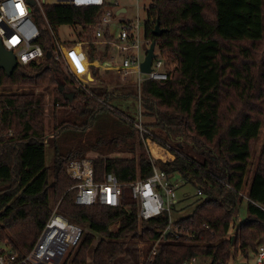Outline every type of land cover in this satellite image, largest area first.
Instances as JSON below:
<instances>
[{
    "label": "trees",
    "instance_id": "1",
    "mask_svg": "<svg viewBox=\"0 0 264 264\" xmlns=\"http://www.w3.org/2000/svg\"><path fill=\"white\" fill-rule=\"evenodd\" d=\"M44 9L55 32L65 24L83 27L76 42L88 44L93 82L87 88L76 86L65 64L55 59L52 31L34 12L41 29L37 43L44 55L19 63L11 76L0 69V87L42 88L0 94L4 108L0 130L13 131V137L0 140V244L30 250L38 231L34 228L30 242L20 243L18 237L33 225L41 230L56 205L83 228L79 245L70 249L63 264H116L135 239L150 243L143 264H181L194 257L211 264L250 259L264 243V143L250 174L264 123V0H153L145 38L156 41L166 56L170 77L144 80L140 94L132 88L133 92L120 96H140L142 115L151 118L145 125L177 146L173 161L158 160L160 169L170 179L180 175L201 190L192 213L174 222L192 228L194 239L165 237L167 211L148 220L139 217L129 184L149 177L152 161L135 126L107 105L115 93L109 88L111 81L100 74L99 64L112 40L106 33L101 45L89 27L97 23L102 9L64 4H48ZM157 22L164 30L161 36L153 34ZM48 88L54 90L52 132ZM126 88L130 87L119 82L115 89ZM71 92L72 100L65 97ZM102 112L119 117L129 128L118 127L117 120L106 116L111 122L104 121L106 129L98 132L103 135L97 136V144L74 142L73 131L88 129ZM47 146L53 148L54 173ZM89 149L99 150L91 158L95 179L102 181L105 173L112 172L124 184L120 206L75 203L76 181L68 175L67 165L86 158ZM244 201L246 215L237 223ZM205 223L209 228L203 227ZM157 241V253L150 260Z\"/></svg>",
    "mask_w": 264,
    "mask_h": 264
},
{
    "label": "built area",
    "instance_id": "2",
    "mask_svg": "<svg viewBox=\"0 0 264 264\" xmlns=\"http://www.w3.org/2000/svg\"><path fill=\"white\" fill-rule=\"evenodd\" d=\"M33 1L34 4L31 5L29 0H0V39L7 49L15 53L18 63L26 64L44 55V50L37 43L41 37V29L34 18L33 14L35 12L44 19L45 25L52 31L56 40L55 59L65 64L70 75L72 74L74 78L79 80L78 85L80 87L87 88L90 83L87 76L90 73V65L93 64L89 60L88 53L83 49L81 43L65 45L61 42L48 21L44 6L48 4L74 5L77 7L96 6L100 7L102 11L97 23L89 27L93 28L94 36L102 43H104L105 35L108 33L111 37L110 40H112L109 42L111 49L123 54L122 62L116 69L122 78L128 79L129 76L136 75L139 94L144 80L166 81L169 79V66L166 64V56L160 53L157 45L154 50L156 55L151 64V71L142 73L141 64L146 55L142 53V45L145 44L147 53L151 42L146 38L143 40L144 42L142 41L139 20L137 23L121 21L118 24L117 37L114 35L112 31L113 8L120 5L118 0ZM119 9H121V6H119ZM139 105L141 106L140 102ZM141 115L139 121L127 119L139 132L152 161V174L145 179H138L129 184L132 198L138 202L139 217L148 220L167 211L170 214V220L164 231L165 237L171 236L176 239L185 236L188 239H194L196 233L192 228L174 223L175 220L172 218L171 212L177 202L176 189L178 184L170 179L167 173L161 170L158 165V160L163 162L173 161L179 150L147 127L142 121ZM3 118L4 108L0 105V125ZM5 135L13 137V131L10 130L8 133H4L0 130V140ZM67 172L76 181V184L72 187L76 189V204L93 205L100 203L111 207L121 205L124 184L112 172L105 173L104 180H96L91 158L71 160L67 165ZM221 181L227 186V190H233L229 183ZM201 193V190L198 189V194ZM242 196L247 199L244 194ZM241 220V214L238 212L236 222L240 223ZM203 227L209 228V225L205 223ZM166 232H168V235H166ZM38 233L36 242L30 250H24V248L14 249L0 244V264H63L70 249L79 245L83 228L70 221L55 208L45 226L38 230ZM158 242H155L148 259L151 260L152 256L157 253ZM253 257L252 262L251 258ZM251 258L243 260L242 264H264V244L259 246L257 252ZM181 264L211 263L194 257L183 261Z\"/></svg>",
    "mask_w": 264,
    "mask_h": 264
},
{
    "label": "rangeland",
    "instance_id": "3",
    "mask_svg": "<svg viewBox=\"0 0 264 264\" xmlns=\"http://www.w3.org/2000/svg\"><path fill=\"white\" fill-rule=\"evenodd\" d=\"M47 1L51 2L52 0H47ZM118 1L120 2L119 6H121V8H125L126 11L117 14L118 10H120L119 6H116L113 8L114 17H113V23H112V31L114 32V35L117 37L118 24L121 21H132L133 23H137V21L139 20L141 38H142V41L145 40V25H146V22L148 21L147 11H148L149 7L151 6V3L153 2V0H118ZM80 31H81V27H79V26H70L68 24H65V25L59 26L57 28L56 34L58 35V38L61 40V42H63V44L69 45L71 42H74V40H75V42L78 40L77 34ZM145 48H146V46L143 43L142 53H144V54H146ZM157 51H158V49H157ZM122 59H123V56H122ZM122 59L119 56V58H117V61L119 63H121ZM100 70H102V69L100 68ZM130 77L131 76H129L128 79H123L121 74H119V73L116 74L114 72L111 75H107V77H106V78H108L107 81L108 82L111 81L109 84V88L111 89V92L115 93L114 94L115 97L112 100H110L107 103V105H108V107H110L114 111L116 110L119 112V114H122L125 119L129 118V119H132L135 121H139L140 120L139 118H140V115L142 112V108L139 105V102L141 104V100L139 99V97L134 96L133 94L129 95L127 97H120L124 93L129 94V92H133L132 88L136 89V80L134 79V82H132V79H130ZM136 78H137V76H136ZM74 80H75V84L77 86L79 80L76 78H74ZM119 82L122 83L123 85L129 86L130 88H126V91L116 90L115 88H116V86H118ZM34 90H35V92H40L42 90V88H40V87H37V88H18L16 86L8 87V88L0 87V94L30 92V91H34ZM46 93H47L48 98H49V102L47 105L48 121H49L48 129H49V132H52V124H53L52 120H53V111H54V104H55L54 100H53V93H54L53 88H48ZM106 116H108V118L113 117L115 120H117L118 127L129 128V125L126 123H123V121L119 117L113 116V114L108 113V112L107 113L102 112L97 116V120H95L94 124L91 127H89L88 129H84V130L78 129V130L73 131V134L75 136H73L72 140L74 142H77L79 140H81V141L87 140L88 143H90V144H92L96 141V144H97V139H96V138H98L97 136L103 135V133L99 134L98 132L99 131L103 132L106 129V125L104 124V121L111 122V121L105 119ZM141 117H142V121L145 124L147 121L151 120V118L148 119L143 115H141ZM113 118H111V119H113ZM149 128L155 132V128H153L151 126H149ZM160 135L162 137H165L164 134H162V133H160ZM263 143H264V123L261 127L259 137L256 141L255 146H254L253 157H252V164L253 165H252V169H251L250 174H252V172L255 169V166H256V163L258 160V156H259L260 151L262 149ZM170 144H172L175 148H177V146H175L173 143H170ZM104 146H108V145H105V144L101 145V147H104ZM144 146L147 148L146 144H144ZM147 153H149L148 149H147ZM98 155H99V150H94V149H89V151H87V153H86V157H88V158H93V157L98 156ZM127 155H129V154L120 153V156H127ZM52 159H53V148L51 146H47V161L50 164L51 173H54L55 163ZM173 181L175 183H177L178 186L176 189L177 202L175 203V205L172 209L171 215H172V218L174 220H178V219L186 217L192 213V211L194 210V208L197 204L198 199L200 198V195L198 194V189L196 188V186L193 185L191 182L185 181L180 175H176L173 178ZM246 191L247 190H244V193H246ZM51 201L53 204L54 202H53L52 192H51ZM56 207L57 206L55 205V208ZM240 214H241L242 218L245 217V215H246V203H245V201L241 205ZM34 228L36 229V231H38V228H36L35 225L30 226L27 229H25V233H23L22 235H20L18 237V242L21 243L24 240H26L27 242L32 241L34 238V233H33ZM148 249H150V243H147L142 239H135L134 241H131L129 243V246H128V249H127L125 256L120 258L116 262V264H143L144 259L146 257V252ZM69 255H70V252H69V254H67V256H69ZM253 259H254V257L251 258L252 262H253ZM206 261H208V260H206ZM89 262H90V260H89ZM242 263H243V259L238 257V258L231 259L229 264H242Z\"/></svg>",
    "mask_w": 264,
    "mask_h": 264
},
{
    "label": "water",
    "instance_id": "4",
    "mask_svg": "<svg viewBox=\"0 0 264 264\" xmlns=\"http://www.w3.org/2000/svg\"><path fill=\"white\" fill-rule=\"evenodd\" d=\"M29 3L31 5H33L34 1L29 0ZM124 11H126V9L121 8L120 10H118L117 14L124 12ZM163 32H164V30L160 28V23L157 22V24L153 30V34L155 36H161ZM155 47H156V41H152L149 48L147 49V53H146L145 58L141 64L142 73H148L151 71V64H152L153 58L156 55L154 52ZM18 64H19L18 59H17V56L15 55V53L12 50L7 49L3 45L2 40L0 39V69L5 70L7 75L11 76ZM60 90L64 91V86H61ZM73 96H74V93H72V92L65 94V97L69 98L70 100H72ZM166 235H168V232H166Z\"/></svg>",
    "mask_w": 264,
    "mask_h": 264
},
{
    "label": "crops",
    "instance_id": "5",
    "mask_svg": "<svg viewBox=\"0 0 264 264\" xmlns=\"http://www.w3.org/2000/svg\"><path fill=\"white\" fill-rule=\"evenodd\" d=\"M76 43H81V46L83 47V49L88 53V44L87 43L79 42V41ZM99 43L101 45H104V43H102L101 41H99ZM119 56L122 59L123 54L120 53L119 51L115 50V49H110L109 52H107V54L103 57L104 59L102 60V62L99 64L100 68L102 69V70H100V74L105 78V81H107V79H108V78H106L107 75H111V74H113V72L116 74L118 73V71L116 69L121 64L117 61V58H119ZM87 77L90 79L89 84H91V82H93L92 73L90 72ZM130 79H132V82H134V79L136 80V75H132L130 77ZM136 88H137V85H136ZM137 90H138V88H137ZM247 188H248V184H246V186H244V190H247Z\"/></svg>",
    "mask_w": 264,
    "mask_h": 264
}]
</instances>
